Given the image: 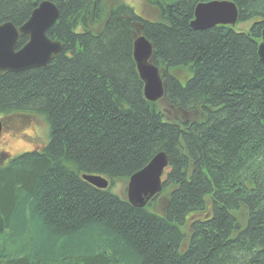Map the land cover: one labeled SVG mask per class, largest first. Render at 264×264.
<instances>
[{"label":"trees","instance_id":"1","mask_svg":"<svg viewBox=\"0 0 264 264\" xmlns=\"http://www.w3.org/2000/svg\"><path fill=\"white\" fill-rule=\"evenodd\" d=\"M42 1L0 0V24L20 26ZM50 1L60 54L0 72L3 131L16 117L49 130L46 144L0 156V264H264V0H231L247 31L193 28L210 0H148L152 19L109 0ZM137 26L164 74L157 102L133 57ZM159 152L162 190L135 207L127 182Z\"/></svg>","mask_w":264,"mask_h":264},{"label":"water","instance_id":"2","mask_svg":"<svg viewBox=\"0 0 264 264\" xmlns=\"http://www.w3.org/2000/svg\"><path fill=\"white\" fill-rule=\"evenodd\" d=\"M58 6L44 0L32 11L30 17L20 26L12 22L0 24V72H21L31 68H46L62 51V43L52 40L47 32L59 19ZM239 9L231 0H210L196 5L191 26L206 29L216 25L234 26L238 22ZM137 34L133 46V57L138 73L144 83V96L150 102L160 100L165 91V82L159 69L152 63V44L141 33ZM28 36L25 44L18 48L21 36ZM258 55L264 63V28ZM12 120V119H11ZM9 121V120H8ZM4 122L0 119V139ZM168 156L157 153L141 170L130 176L126 196L135 207H145L162 190L163 176L168 167ZM82 179L93 186L106 189L109 181L100 175L83 174Z\"/></svg>","mask_w":264,"mask_h":264},{"label":"rangeland","instance_id":"3","mask_svg":"<svg viewBox=\"0 0 264 264\" xmlns=\"http://www.w3.org/2000/svg\"><path fill=\"white\" fill-rule=\"evenodd\" d=\"M151 2V1H150ZM124 3L131 6L139 15L146 18H154L155 7L148 0H109L108 4ZM101 14H103L101 12ZM251 22L236 24V30L247 31ZM12 130L2 133L0 139V156L6 158L15 157L27 151H31L39 145L46 144L49 140V130L47 123L42 118H20L16 117L10 121ZM19 126V127H18ZM124 185L119 183L115 188L121 192Z\"/></svg>","mask_w":264,"mask_h":264}]
</instances>
